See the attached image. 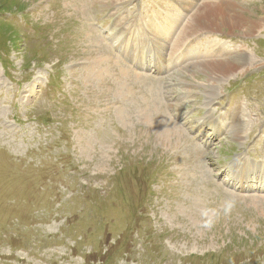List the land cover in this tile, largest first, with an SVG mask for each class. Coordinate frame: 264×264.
<instances>
[{
    "label": "rangeland",
    "instance_id": "374dc122",
    "mask_svg": "<svg viewBox=\"0 0 264 264\" xmlns=\"http://www.w3.org/2000/svg\"><path fill=\"white\" fill-rule=\"evenodd\" d=\"M225 1L0 0V264H264V0Z\"/></svg>",
    "mask_w": 264,
    "mask_h": 264
},
{
    "label": "bare ground",
    "instance_id": "6f19581e",
    "mask_svg": "<svg viewBox=\"0 0 264 264\" xmlns=\"http://www.w3.org/2000/svg\"><path fill=\"white\" fill-rule=\"evenodd\" d=\"M224 2H226L225 0H223ZM229 2V1H228ZM230 3V2H229ZM190 5V4H189ZM204 7V6H203ZM224 7L225 8H227V10H228V8L232 11V12H234V16H231V17H229L225 12L227 11V10H225L224 9ZM203 10V9H202ZM204 11V10H203ZM242 12H243V8H241V7H237L236 6V4L235 3H233V5L232 4H229L228 6H227V4L226 3H221V4H218V5H213V6H209V9H207L206 11H205V24H204V26H206V27H203V28H205V30H209V26H210V24H209V21H211L212 23H213V25L215 26V28L217 27V28H219L218 26H219V23H223V24H225V25H236L234 22H237L238 20V22H242L243 21V14H242ZM201 12H199L197 15H196V17H197V19H198V22H202V20H203V16H202V13L200 14ZM219 17H220V20H219ZM193 18V17H192ZM218 18V19H217ZM208 20V21H207ZM219 22H218V21ZM248 20V19H247ZM197 22V21H196ZM261 22H263V21H250V22H248V26H249V28L247 29V31L245 32L246 34L245 35H247V36H250V35H253L256 31H258V32H262V31H264L263 30V28H264V24L262 25L261 24ZM193 25V24H192ZM196 25V24H195ZM168 26L169 25H167V27H165V29L167 30V32L169 33L170 32V28H168ZM247 26V27H248ZM191 27V26H190ZM189 27V28H190ZM196 27V26H195ZM234 27V26H233ZM237 27V26H236ZM189 28L187 29V30H189ZM212 28V27H211ZM193 29V28H192ZM196 29V28H195ZM214 29V28H213ZM187 30H185L186 31V33L188 32ZM171 31H173L172 29H171ZM184 31V30H183ZM198 31V30H197ZM197 31H196V33H197ZM194 32H195V30H194ZM199 32V31H198ZM183 34H184V32H182ZM189 33H190V31H189ZM188 34V33H187ZM194 34V33H193ZM191 35V34H190ZM172 36V35H171ZM186 37L185 38H187V35H185ZM181 39L182 40H180L179 41V45H181L180 47H182V43H185L186 42V40H185V42H184V37H181ZM181 42V43H180ZM178 45V46H179ZM180 47H178V49H180ZM230 55V56H229ZM215 58H216V61H214V59H213V61L214 62H211V64H210V67H212V69L214 70V73L215 74H218V73H229V75H230V72L231 71H233V70H236V69H238V68H240V67H246V66H254L255 65V62L257 61H255L254 59H251V60H249L250 58H248V56H247V54H246V52H240L239 54H237V55H232V54H230V53H228V55H227V58H225V59H221L222 58V55H220V54H218V55H216V56H214ZM210 63V62H209ZM247 69V68H246ZM245 69V70H246ZM244 70V71H245ZM232 74V73H231ZM218 75H220V74H218ZM221 76V75H220ZM227 76H228V74H227ZM219 84V77H216V78H214L213 79V85H212V88H211V98H213V99H215V97H217V94H216V92H217V89H218V85ZM210 88V87H209ZM210 92V91H209ZM238 110V109H237ZM240 110H242V109H240ZM236 112V111H235ZM234 112V113H235ZM241 112V111H240ZM239 112V113H240ZM239 113H235V115H233V119H232V122H231V124H232V126H231V128L232 129H234V130H236V139H238V140H241V138L243 137V134H244V125H242V123H241V120L240 119H243L244 120V118H243V115H241L240 114V118H239ZM242 114H243V112H241ZM229 114H230V112H229ZM232 115V114H231ZM242 117V118H241ZM205 122L207 123V121L205 120ZM209 122V121H208ZM210 122H211V120H210ZM230 125V124H229ZM250 131L251 130H249V132L248 133H250ZM236 175H237V177L239 178V176L240 177H242V182L243 183H246V181H244V180H247V178H246V176H245V174H243L242 172H237V173H235ZM250 177H254V175L252 174ZM256 178V177H255ZM240 181V180H239ZM247 184H249V183H247ZM240 190V189H239Z\"/></svg>",
    "mask_w": 264,
    "mask_h": 264
},
{
    "label": "clouds",
    "instance_id": "9594fccd",
    "mask_svg": "<svg viewBox=\"0 0 264 264\" xmlns=\"http://www.w3.org/2000/svg\"><path fill=\"white\" fill-rule=\"evenodd\" d=\"M235 206L236 201L234 199H226L223 202V215L227 216L231 214ZM201 215L204 218L201 227L204 229L213 228L215 226L216 220L219 218V215L216 213L215 209H204Z\"/></svg>",
    "mask_w": 264,
    "mask_h": 264
}]
</instances>
